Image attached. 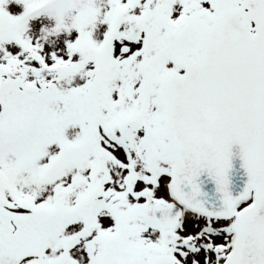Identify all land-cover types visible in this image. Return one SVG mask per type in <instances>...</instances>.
<instances>
[{"label":"snow or ice","instance_id":"1","mask_svg":"<svg viewBox=\"0 0 264 264\" xmlns=\"http://www.w3.org/2000/svg\"><path fill=\"white\" fill-rule=\"evenodd\" d=\"M0 264H264V0H0Z\"/></svg>","mask_w":264,"mask_h":264}]
</instances>
